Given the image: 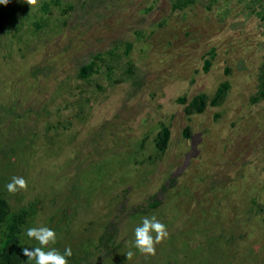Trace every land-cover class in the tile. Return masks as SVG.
<instances>
[{"label": "rangeland", "instance_id": "1", "mask_svg": "<svg viewBox=\"0 0 264 264\" xmlns=\"http://www.w3.org/2000/svg\"><path fill=\"white\" fill-rule=\"evenodd\" d=\"M172 3L0 5V191L35 206L25 247L38 245L26 229L47 225L69 264H264V0ZM95 54L98 72L80 77ZM221 83V102L186 113ZM13 176L27 188L9 193ZM146 215L168 231L155 255L132 247ZM113 224L108 252L97 239Z\"/></svg>", "mask_w": 264, "mask_h": 264}, {"label": "trees", "instance_id": "2", "mask_svg": "<svg viewBox=\"0 0 264 264\" xmlns=\"http://www.w3.org/2000/svg\"><path fill=\"white\" fill-rule=\"evenodd\" d=\"M54 4H58V0H52ZM194 0H173L172 8L180 9L189 4ZM43 10H48V3L44 2ZM262 16L264 17V7ZM1 16V11H0ZM34 27L36 29L41 28L43 24L39 22H34ZM16 31V28L13 29L12 33ZM101 57L98 54L93 55V57L86 63L79 66V76L87 79L93 73L98 72L100 67ZM262 74L260 75L257 95L254 97V100L264 96V64L262 67ZM227 85L221 83L216 89L214 96L208 102V98L204 93L195 94L185 105V111L188 114L194 112H202L206 107L207 103H219L223 100L226 93ZM184 102L185 98H181ZM189 127H185V133H189ZM170 129L168 125L162 124L158 131L155 134L154 145L155 152L150 159H156L161 156L165 151L168 140H169ZM165 189V186L162 187V190ZM152 201H147V206L156 207L158 205V200L154 199L152 196ZM137 207L134 208V210ZM141 212L146 211L145 207H141ZM35 206L33 203L23 205L18 207L15 210L11 209V206L5 196V193L0 191V264H34V262L29 261L27 257L23 255L22 252V230L24 225L27 223L28 219L34 214ZM110 228L105 229L98 236V244L104 247L108 252L115 246L114 237L115 232L117 231L116 227L113 225L109 226ZM34 247V246H30Z\"/></svg>", "mask_w": 264, "mask_h": 264}, {"label": "clouds", "instance_id": "3", "mask_svg": "<svg viewBox=\"0 0 264 264\" xmlns=\"http://www.w3.org/2000/svg\"><path fill=\"white\" fill-rule=\"evenodd\" d=\"M8 2L9 0H0V5H6ZM30 3L38 7V0H30ZM5 188L9 193H15L18 190L26 189L27 181L23 176H13L10 182L5 185ZM27 204L29 203L27 202ZM25 234L38 244L37 246L30 245L34 247H25L22 243L23 255L29 261L34 262V264H69V258L73 254L71 247H65L62 253L53 247L57 241L55 229L47 225H41L27 228ZM133 237L132 247L136 251L145 255H155V245L168 237V231L166 225L157 219L155 215H146L134 227ZM133 254L132 250L127 252L128 257H131Z\"/></svg>", "mask_w": 264, "mask_h": 264}]
</instances>
